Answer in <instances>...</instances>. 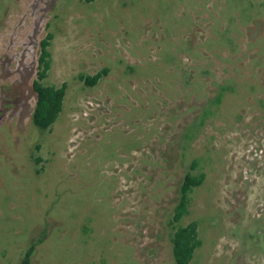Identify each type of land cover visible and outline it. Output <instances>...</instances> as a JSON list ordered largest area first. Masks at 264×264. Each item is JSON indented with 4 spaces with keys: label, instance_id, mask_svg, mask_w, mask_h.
I'll list each match as a JSON object with an SVG mask.
<instances>
[{
    "label": "rangeland",
    "instance_id": "1",
    "mask_svg": "<svg viewBox=\"0 0 264 264\" xmlns=\"http://www.w3.org/2000/svg\"><path fill=\"white\" fill-rule=\"evenodd\" d=\"M187 172L190 264H264V0H0V264H174Z\"/></svg>",
    "mask_w": 264,
    "mask_h": 264
},
{
    "label": "trees",
    "instance_id": "2",
    "mask_svg": "<svg viewBox=\"0 0 264 264\" xmlns=\"http://www.w3.org/2000/svg\"><path fill=\"white\" fill-rule=\"evenodd\" d=\"M52 34H47L40 40L39 54L37 58V71L35 79L32 81L31 90L35 95V105L32 112L33 124L40 128L50 127L58 118L62 110L66 85L59 86L44 83L51 65V54L49 46ZM105 71L97 72L93 75H80V79L88 86L95 85ZM204 179L203 174H192L187 172L180 184L178 202L174 208L171 219L173 228L171 236L172 256L174 264H190L194 253L201 245L198 232V224L191 221L185 225H178L177 222L183 215L188 213L189 194L199 186ZM33 245L25 252L21 264H28L33 253Z\"/></svg>",
    "mask_w": 264,
    "mask_h": 264
}]
</instances>
